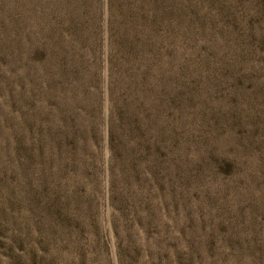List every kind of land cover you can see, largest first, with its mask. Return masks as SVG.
<instances>
[{
  "label": "rangeland",
  "instance_id": "374dc122",
  "mask_svg": "<svg viewBox=\"0 0 264 264\" xmlns=\"http://www.w3.org/2000/svg\"><path fill=\"white\" fill-rule=\"evenodd\" d=\"M0 264H264V0H0Z\"/></svg>",
  "mask_w": 264,
  "mask_h": 264
}]
</instances>
